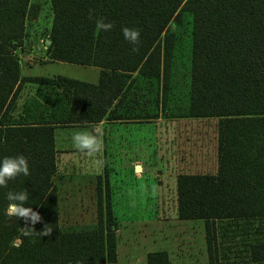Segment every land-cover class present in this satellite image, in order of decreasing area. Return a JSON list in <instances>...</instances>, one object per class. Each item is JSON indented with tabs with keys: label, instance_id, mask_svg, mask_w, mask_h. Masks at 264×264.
<instances>
[{
	"label": "trees",
	"instance_id": "obj_1",
	"mask_svg": "<svg viewBox=\"0 0 264 264\" xmlns=\"http://www.w3.org/2000/svg\"><path fill=\"white\" fill-rule=\"evenodd\" d=\"M45 1L52 12L44 38L49 60L98 67L97 82L23 74L19 52L27 21L39 16ZM45 1L0 0V159L23 154L30 168L29 176L0 188V264L117 262L120 223L107 168L97 176L96 226L61 228L55 131L123 118L134 108L143 120L169 111V118L184 119L187 126L194 119L214 126L187 128L203 131L215 164L177 176L178 218L205 221L209 264H218L220 241L231 235L241 238L251 262H264V0ZM90 9L114 28L97 33ZM185 13L190 18L182 34L176 25ZM124 27L140 30L139 52L124 40ZM181 38L188 47L189 85L171 108ZM193 155L198 152L191 150ZM9 190L28 191L25 206L43 217L35 228L51 224V238L22 237L11 246L24 221L4 214ZM254 222L259 229L252 232ZM147 264H171L168 251L149 252Z\"/></svg>",
	"mask_w": 264,
	"mask_h": 264
},
{
	"label": "rangeland",
	"instance_id": "obj_2",
	"mask_svg": "<svg viewBox=\"0 0 264 264\" xmlns=\"http://www.w3.org/2000/svg\"><path fill=\"white\" fill-rule=\"evenodd\" d=\"M45 2L39 16L27 21V40L24 43L23 51L20 52L22 54L21 63L23 73L43 76L65 75L89 82L98 81L100 75V69L98 67L49 60L41 42V40L46 38L52 21L50 4L47 1ZM189 18L190 14L185 13L184 22L181 25H176V28L178 27V32H182V34L186 32ZM173 28H175V26H173ZM181 41L182 46H178L173 62L171 108H173L174 104L178 101L177 99L185 98L186 89L189 85L188 47L183 38H181ZM172 94L174 98H172ZM168 113L169 111L162 114V120L160 119L158 121L159 134L160 132H168L172 129L184 130L191 127L201 129V126H205L206 129L214 128V126L205 124L204 121L199 122L195 119L190 121L193 124L189 126L185 124L187 121H181V123L178 121L176 123L168 119ZM141 129H144V127L142 126ZM83 130L90 131V129L85 128V126H61L58 128V141L61 142V137L63 136H72L74 132ZM195 140L198 142L196 145L194 144L188 147L182 144L178 145L176 159L183 160L187 158L190 160L191 158H189V155L191 150H193L196 154L198 152L197 159L200 160V154L203 151L209 152L211 149L208 158L213 159H210V164L214 162L215 152L213 147H211V145L209 146L207 137L204 136ZM59 146L68 148L64 151L59 150L58 153L59 170L56 183L58 184V188H62L63 203L61 207V228L64 230L92 228L96 226L98 216L97 176L99 174H104L105 165L107 166V164L110 163L112 168V166L114 167L112 162L121 160V158L119 154H106L103 152L98 154L95 158H91L77 151L73 147L72 142L63 143ZM161 154H165L164 150L159 152L156 151L153 154L154 160H156V162H164V166H167L166 169L169 171V160L174 162L173 165L175 161L170 157V152L166 154V158L161 156ZM184 162L185 161H182L181 164ZM211 167L213 166L211 165ZM176 168H174V171H177ZM124 171L125 169H109V177L111 180L120 178L124 176ZM161 178H164V180L166 179V177ZM168 180L171 182L169 178ZM169 182L166 183V187L162 190L163 193H158L156 202L158 215L152 219L154 221H150L151 223H149L148 226L138 224L127 226L129 224H126L124 231L118 233L120 234L118 235L119 239H121L119 247L120 260L118 264H129L130 261L132 264H147L146 252L148 250L154 251L162 249L168 251L171 264H209L205 221L202 219L181 220L178 218V214H176L177 197L172 191ZM120 198V192L113 196L114 201ZM117 211L120 213L119 210ZM254 224L256 227L253 228L251 226L250 228L249 224L245 225L247 229L250 228L253 232L255 228L259 229L257 227L259 222H254ZM219 226L221 229V226L225 227V223H219ZM226 226L228 225L226 224ZM221 232L220 230V234H222ZM263 233L264 232H262V234ZM259 236L264 237V234ZM240 241L241 238L233 237L232 235L225 236V238L220 241L218 264H264V262H251L245 252L243 242ZM222 243H225V247H223ZM223 248H225L224 252ZM130 251L136 254L139 260L134 258L129 259Z\"/></svg>",
	"mask_w": 264,
	"mask_h": 264
},
{
	"label": "crops",
	"instance_id": "obj_3",
	"mask_svg": "<svg viewBox=\"0 0 264 264\" xmlns=\"http://www.w3.org/2000/svg\"><path fill=\"white\" fill-rule=\"evenodd\" d=\"M160 119L162 120V116L155 119H140L138 118L136 109L134 108L132 113L123 118L114 120L104 119L98 124L85 126V128L90 129V131H92L96 126H100L103 130L102 139L104 148L102 152L106 154L116 153L119 154V157L121 158V160L112 162L114 165L112 168L110 163H108L107 166L105 165L104 170L107 168L109 174V169H125L123 173L124 176L112 180L109 177L113 211L120 223L118 233L124 231L126 224H129L127 226H134L135 224L148 226L149 223H151L150 221H154L152 219L158 215V208L156 204L158 193H163L162 190L166 187V183L169 182L168 178L171 181L169 184L172 187V191L177 197V176L180 173L185 171L188 172L189 168H198L201 164L205 166L210 165V159L206 153L200 154V160L197 159L198 155L189 157L191 158L190 160L176 159L178 154L177 146L182 144L188 147L193 143L196 145L197 142L194 139L204 137L202 130L172 129L168 132H160L159 134L158 121ZM168 119L173 120L176 123L178 121H180L179 123L184 121V119ZM142 126L144 129H141ZM58 128L55 131L56 147L58 150L64 151L68 148H64L59 145L72 142V136H63L61 137V142H59ZM181 139L185 140L183 141ZM163 150L165 154H161V156L166 158V154L170 152V157L175 161V164L173 165L174 162L168 159V165L170 167L169 171L166 169L167 166H164V162H156V160H154L153 154L156 151L159 152ZM182 161L185 162L181 164ZM172 167H177V171H174V168ZM161 177H166V179L164 180V178L162 179ZM56 186L58 188L57 183ZM154 188L155 192L153 191ZM61 191L62 188L57 189L60 222L62 216L61 207L63 203ZM118 192L121 193V198L114 201L113 196ZM117 210H119L120 213ZM129 234L131 235L130 231ZM120 240L121 239H119L118 236L117 262L88 264H118L120 260ZM152 251L153 250H148L146 254ZM129 253V259L134 258L139 260V257H137L136 254H133L132 251ZM129 264H132L131 261Z\"/></svg>",
	"mask_w": 264,
	"mask_h": 264
},
{
	"label": "clouds",
	"instance_id": "obj_4",
	"mask_svg": "<svg viewBox=\"0 0 264 264\" xmlns=\"http://www.w3.org/2000/svg\"><path fill=\"white\" fill-rule=\"evenodd\" d=\"M88 17L95 22L96 32H108L114 28V24L106 22L105 18L97 17L95 10L90 9ZM124 40L132 45V52L137 53L141 44V33L137 28L124 27L122 29ZM103 130L100 126H96L92 131H76L72 134L73 147L82 154L88 157L95 158L102 153ZM30 168L28 159L23 155L4 156L0 159V188H7L9 181H15L20 176H29ZM155 192V188L153 189ZM8 201L4 214L9 218H14L18 221H24V225L18 228L19 236L11 242L12 247H17L22 243V237L34 238L36 236L49 237L53 234L51 224L44 223L42 230L37 231L35 225L38 222H43V217L40 212L33 210L32 207L25 206L29 200V193L23 191H11L6 193ZM35 243V239H32Z\"/></svg>",
	"mask_w": 264,
	"mask_h": 264
},
{
	"label": "built area",
	"instance_id": "obj_5",
	"mask_svg": "<svg viewBox=\"0 0 264 264\" xmlns=\"http://www.w3.org/2000/svg\"><path fill=\"white\" fill-rule=\"evenodd\" d=\"M41 42H42V46H43L44 50L46 51L47 48H48V42L46 40H44V39L41 40ZM20 58H21V62H22V54L21 53H20Z\"/></svg>",
	"mask_w": 264,
	"mask_h": 264
}]
</instances>
